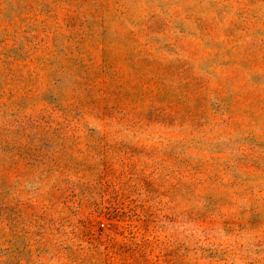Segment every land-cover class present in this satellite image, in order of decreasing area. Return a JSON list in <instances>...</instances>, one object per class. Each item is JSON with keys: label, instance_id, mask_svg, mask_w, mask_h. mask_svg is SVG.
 Here are the masks:
<instances>
[{"label": "rangeland", "instance_id": "374dc122", "mask_svg": "<svg viewBox=\"0 0 264 264\" xmlns=\"http://www.w3.org/2000/svg\"><path fill=\"white\" fill-rule=\"evenodd\" d=\"M0 264H264V0H0Z\"/></svg>", "mask_w": 264, "mask_h": 264}]
</instances>
